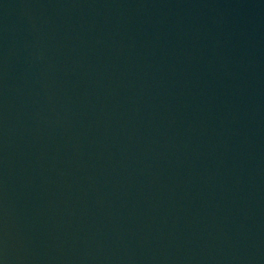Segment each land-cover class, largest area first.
Instances as JSON below:
<instances>
[{
	"label": "water",
	"instance_id": "1",
	"mask_svg": "<svg viewBox=\"0 0 264 264\" xmlns=\"http://www.w3.org/2000/svg\"><path fill=\"white\" fill-rule=\"evenodd\" d=\"M0 264H264V0H0Z\"/></svg>",
	"mask_w": 264,
	"mask_h": 264
}]
</instances>
